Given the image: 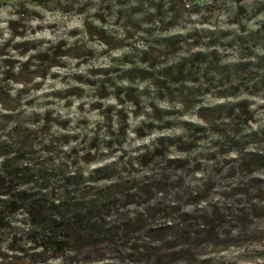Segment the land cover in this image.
Here are the masks:
<instances>
[{
  "label": "clouds",
  "instance_id": "obj_1",
  "mask_svg": "<svg viewBox=\"0 0 264 264\" xmlns=\"http://www.w3.org/2000/svg\"><path fill=\"white\" fill-rule=\"evenodd\" d=\"M0 180V264H264V0H0Z\"/></svg>",
  "mask_w": 264,
  "mask_h": 264
},
{
  "label": "trees",
  "instance_id": "obj_2",
  "mask_svg": "<svg viewBox=\"0 0 264 264\" xmlns=\"http://www.w3.org/2000/svg\"><path fill=\"white\" fill-rule=\"evenodd\" d=\"M23 179H30V177H23ZM3 188L2 180H0V189ZM44 204L41 202H37L36 206L34 207V213L39 216L42 220H45L47 223V217L42 216L41 214L45 211ZM92 214L88 215H76L74 217L65 219L62 223L61 234L63 231L71 234L76 238V242L79 245H87L92 240L96 239L100 235V229L98 225H94L90 222ZM131 226H122V229L125 234L130 230ZM113 231V234H115ZM88 249L91 251L90 248H83ZM81 249V250H83Z\"/></svg>",
  "mask_w": 264,
  "mask_h": 264
},
{
  "label": "rangeland",
  "instance_id": "obj_3",
  "mask_svg": "<svg viewBox=\"0 0 264 264\" xmlns=\"http://www.w3.org/2000/svg\"><path fill=\"white\" fill-rule=\"evenodd\" d=\"M82 251H89L90 252V250H88V249H83Z\"/></svg>",
  "mask_w": 264,
  "mask_h": 264
}]
</instances>
